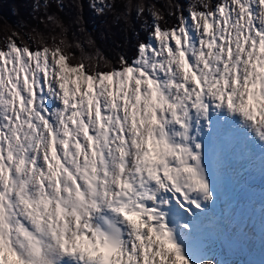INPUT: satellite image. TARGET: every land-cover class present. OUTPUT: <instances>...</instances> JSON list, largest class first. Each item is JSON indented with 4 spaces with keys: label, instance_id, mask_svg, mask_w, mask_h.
<instances>
[{
    "label": "snow or ice",
    "instance_id": "6c2138e0",
    "mask_svg": "<svg viewBox=\"0 0 264 264\" xmlns=\"http://www.w3.org/2000/svg\"><path fill=\"white\" fill-rule=\"evenodd\" d=\"M54 3L33 4L51 45L0 44V264H225L198 223L219 198L208 138L234 126L264 172V0H174L171 27L140 4L149 36L115 65L75 59Z\"/></svg>",
    "mask_w": 264,
    "mask_h": 264
},
{
    "label": "trees",
    "instance_id": "16d2710c",
    "mask_svg": "<svg viewBox=\"0 0 264 264\" xmlns=\"http://www.w3.org/2000/svg\"><path fill=\"white\" fill-rule=\"evenodd\" d=\"M64 2L66 6L62 11L58 10L54 3L48 14L59 16L68 29L64 38L72 45L68 51L73 53L77 60L83 54L95 56L97 50L111 65L116 64L120 55H125L129 60L134 58L135 46L148 38L149 25L152 24L149 12L137 15L135 8L140 4L149 9L155 4L167 21L166 24L161 21L162 26L171 27L177 23L176 17L169 15L171 9L168 5L174 0H119L117 10L106 12L105 15H97L90 7V0ZM179 2L185 9L188 8L189 3L186 0ZM34 3L35 0H0V44L13 32L19 33L20 39L33 43V28L42 34L45 41L52 44V37L57 35L59 29L45 20L44 9L33 10ZM122 13L126 14L127 18L118 20ZM89 38L95 41L94 46L89 45ZM38 40L39 37H36L37 42ZM58 40L59 37L57 42ZM78 43L82 45L84 53L81 48L75 46ZM35 46L36 43H33V47Z\"/></svg>",
    "mask_w": 264,
    "mask_h": 264
},
{
    "label": "bare ground",
    "instance_id": "6f19581e",
    "mask_svg": "<svg viewBox=\"0 0 264 264\" xmlns=\"http://www.w3.org/2000/svg\"><path fill=\"white\" fill-rule=\"evenodd\" d=\"M233 127L234 126L224 127L222 129L223 134L220 135L224 136L223 140L225 141H230L234 138L236 140L238 139L233 146V151L228 161L227 175L232 178L233 174H236L237 177L235 176L233 178V182H238L239 185L244 183L245 185L240 192L235 191L232 194V197H234L236 201L235 207L227 208L225 202L221 206H218L216 203V205L210 209L207 217H201L202 222L198 221V223L201 225L203 238L211 246L212 254L224 261L225 264H256L254 256H256L257 252H260V249L264 246V220H262L258 228V233L255 234L257 248L252 250L251 254L247 253L244 244H242L241 252L236 254L228 249L226 243L228 239L232 237L233 239L242 238L244 233L250 231L249 225L254 222V210L259 212V216L264 215V172H261L259 165L254 167L250 172H242L241 170L236 171L239 165L238 160L241 157L245 156L249 160L246 165L249 164L252 160L251 153L254 151V147L242 137L235 135L232 132ZM215 137L216 136L210 137L208 140ZM218 138L219 137L216 138L217 141ZM249 192H254V195L248 197ZM220 211H223V215L221 218H218L217 213ZM230 216H233L234 219L230 220ZM231 227H233V230H231Z\"/></svg>",
    "mask_w": 264,
    "mask_h": 264
},
{
    "label": "rangeland",
    "instance_id": "374dc122",
    "mask_svg": "<svg viewBox=\"0 0 264 264\" xmlns=\"http://www.w3.org/2000/svg\"><path fill=\"white\" fill-rule=\"evenodd\" d=\"M186 1L189 3V5L192 2H194V0H186ZM185 15H187V11H186ZM223 128L224 127H222V129ZM221 134H223V130L221 131ZM216 138L217 137H215L214 139L208 140V144H209V160H208L209 166L212 169L214 180L216 182L218 192L224 197L227 195L231 196V193L235 192L234 191L235 187L237 185H239V183L233 182V178L235 176L237 177L236 174H233L232 178L228 177V175H227V173H228V161L230 159L231 152L233 151V146H234L235 142L238 141V139L236 140L234 138L228 142H226L225 140H221L222 142H220V141L217 142ZM248 161L249 160L245 156L241 157L238 160L239 165H238L236 171L243 169ZM252 195H254V192L249 193L248 197H252ZM229 200H231V198ZM227 206H228V204H227ZM254 211H257V210H254ZM254 211H253V214L256 217V213H254ZM263 216L264 215H260L261 221H260V219L256 218L255 221L253 223H251L250 231L248 233H244L241 240L228 239V241H226V243L228 245L227 246L228 249L232 250L234 253L238 254L239 252H241L242 244H244V246H246L247 253L251 254V251L253 250L254 246H256L255 249L257 248L256 238H255L254 234L252 235V232L254 231L255 227L257 228L259 224L261 225L262 220H264ZM232 218L233 217L231 216V219ZM260 225H259V227H260ZM232 228L233 227H231V230H233ZM258 230L259 229H257L255 234L258 233ZM253 239L255 240V245H254ZM249 244H251L252 246ZM254 261H256V264H264V247L262 249L261 254L258 253L256 256H254Z\"/></svg>",
    "mask_w": 264,
    "mask_h": 264
}]
</instances>
